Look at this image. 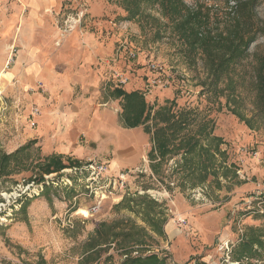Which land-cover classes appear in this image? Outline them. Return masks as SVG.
Wrapping results in <instances>:
<instances>
[{
    "label": "rangeland",
    "instance_id": "obj_1",
    "mask_svg": "<svg viewBox=\"0 0 264 264\" xmlns=\"http://www.w3.org/2000/svg\"><path fill=\"white\" fill-rule=\"evenodd\" d=\"M183 2L208 8L218 32L235 4ZM124 6L123 0H0V163L32 143L0 176V264H121L151 255L164 264H228L218 252L224 242L230 262L264 264V251L261 258H234L246 229L264 231V93L257 78L264 36L216 79L202 51L181 44L157 10L141 7L127 19ZM255 19L264 22V0ZM31 66L36 77L25 85ZM117 87L142 93L152 114L172 105L208 122L205 141L197 126L191 129L202 139L191 161L194 175L185 178L180 154L152 171L150 135L144 126H122L121 99L112 95ZM69 108L81 115L71 121L74 139L62 153L58 146L66 143L58 137ZM98 124L111 135L94 140L97 134L86 130ZM51 156L65 167L41 174ZM96 163L107 171L93 179L88 169ZM204 166L210 168L201 181ZM122 175L123 185L114 184ZM137 198L155 204L162 233L132 211Z\"/></svg>",
    "mask_w": 264,
    "mask_h": 264
},
{
    "label": "trees",
    "instance_id": "obj_2",
    "mask_svg": "<svg viewBox=\"0 0 264 264\" xmlns=\"http://www.w3.org/2000/svg\"><path fill=\"white\" fill-rule=\"evenodd\" d=\"M234 2V6L229 7V12L224 14L225 30L218 32L219 22L216 19L212 22L210 11L203 5L195 8L188 7L183 0H123L127 3L125 12L127 19H134L141 7H148L157 10L162 18L174 26V33L177 40L189 47L191 50L200 49L203 60L209 72L218 79L222 74L231 71L232 67L246 58L249 46L256 41L259 36H264V22L255 19V7L263 0H226ZM216 27H213L215 26ZM258 72L259 89L264 93V57H260ZM112 95L121 99L120 123L125 128L144 126L145 132L150 135L152 144L148 153L152 171L156 173L157 166L163 161H168L177 155H181V170L185 178L194 175L197 169L191 165L192 157L201 150V140L196 135H190L193 126H197V134L204 135L205 139L210 135L207 130V121H198L193 110L181 109L172 110V105L159 107L153 112V107L149 106L142 93L138 91L125 92L117 87ZM151 120L152 124L147 125ZM205 131H207L205 133ZM213 140H216L213 138ZM217 141V140H216ZM32 143L16 150L14 153L4 155L0 163V176L7 175L5 170L10 160H15L19 153L30 148ZM204 151V150H202ZM207 151V150H206ZM65 167L60 157H47L41 164V174H50L60 171ZM213 165H211V168ZM208 168V169H207ZM210 166L199 169L201 181L208 175ZM132 210L142 216L143 222L152 226L153 231L162 233L159 230L161 223L160 213L154 211L155 204L145 198L131 199ZM152 205V206H151ZM142 233L144 228H138ZM264 251V231L260 229L248 228L244 232L241 243L234 251V258L259 257ZM121 264H164L156 255L145 258L128 257Z\"/></svg>",
    "mask_w": 264,
    "mask_h": 264
},
{
    "label": "crops",
    "instance_id": "obj_3",
    "mask_svg": "<svg viewBox=\"0 0 264 264\" xmlns=\"http://www.w3.org/2000/svg\"><path fill=\"white\" fill-rule=\"evenodd\" d=\"M30 71L33 74H30L32 76H28L29 77V81L27 80V82H25L26 83L25 85H29L30 83L33 84L32 78H35L36 77V76H34L35 69L32 66L28 70V72H30ZM64 111H65V114H64V117H63L64 118L63 123L66 126V127L64 126L66 128V130L61 135H59L58 140L59 141H64L66 144L60 145L58 147L60 149L59 151H61L62 153H64V152L65 153H68L69 148H71V146H72V139H74V137H72L73 132L71 130H68V129L70 128V124H72L71 121L75 117H80L81 114L79 113L78 110L76 111L73 108H69L68 110L65 109ZM101 115L100 114L99 115L97 114V118H95L94 120H99V122H101V118H103V116H101ZM106 131L107 132H103V128L99 127V124L97 126H95V127L88 126V128L86 130V132H91V133L95 132L97 134L95 136L94 140L101 139V137H102L103 134L108 133V132H111L110 130H106ZM108 134L111 135L110 133H108ZM115 142L118 145V139L117 138L115 139ZM79 152H80V150L78 148L76 153H79Z\"/></svg>",
    "mask_w": 264,
    "mask_h": 264
},
{
    "label": "built area",
    "instance_id": "obj_4",
    "mask_svg": "<svg viewBox=\"0 0 264 264\" xmlns=\"http://www.w3.org/2000/svg\"><path fill=\"white\" fill-rule=\"evenodd\" d=\"M151 70H155V71H162L161 66L156 65V64H151L150 66ZM91 168L88 169L91 177L94 178H99L102 174H105L107 171V167L104 164H99L96 163L92 166H90ZM123 181H124V176L122 175V177H118L116 178V180L114 179L113 182L114 184H119V185H123ZM180 226H183L185 224V220H179L178 223ZM232 248V247H231ZM218 252H221L222 254H225V258L223 262H226V260L228 261V264H238V262H230L229 258L226 256L227 252H230V245L229 242H224L222 244H220L218 246ZM200 264H204V263H200Z\"/></svg>",
    "mask_w": 264,
    "mask_h": 264
},
{
    "label": "bare ground",
    "instance_id": "obj_5",
    "mask_svg": "<svg viewBox=\"0 0 264 264\" xmlns=\"http://www.w3.org/2000/svg\"><path fill=\"white\" fill-rule=\"evenodd\" d=\"M133 144H134V143H133ZM81 212H82V214L87 215V212H86V211L82 210Z\"/></svg>",
    "mask_w": 264,
    "mask_h": 264
}]
</instances>
